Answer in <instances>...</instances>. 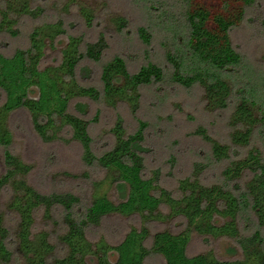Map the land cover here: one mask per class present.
Segmentation results:
<instances>
[{"label":"trees","instance_id":"obj_1","mask_svg":"<svg viewBox=\"0 0 264 264\" xmlns=\"http://www.w3.org/2000/svg\"><path fill=\"white\" fill-rule=\"evenodd\" d=\"M237 1L241 5L233 18H212L214 31L207 27L209 12L202 7L192 8L190 0L153 1L146 11L154 9L153 23L163 29L164 35L171 36L164 54L169 72L149 62L130 73L126 61L116 56L101 67L100 89L84 85L79 78L90 76L89 68L82 65L84 61H100L108 47L104 36L82 45L81 37L67 34L61 19L33 28L27 48L16 49L10 56L0 52V148L4 167L0 192L10 195L6 214L16 218L11 231L5 214L0 213V264L13 260H22L23 264H144L152 254L161 256L166 264H264V155L250 148L238 156V150L250 146L259 123L264 125V116L256 117L262 108L250 93L251 88H256L254 74L245 68L241 54L230 41V31L256 0ZM42 13V8L31 7L28 0H0V37H15L21 17L34 19ZM80 15L90 27L92 14L81 8ZM114 25L122 32L127 20L115 18ZM137 33L144 44L150 43L146 28L140 27ZM64 36L66 44L58 62L44 66L46 52L54 50L56 40ZM166 79L187 89L200 87L211 112L232 107L227 123L228 143L214 139L203 127L194 131L208 144L209 152L193 164L189 176L178 181L176 196L160 187L158 170L148 177L144 173L145 122L139 121L129 134L117 114L109 130L111 146L96 154L89 134L90 122L79 114L83 107L77 102L87 99L112 109L126 104L135 115L141 89L161 85ZM31 88L37 89L36 98L30 97ZM18 111L26 112L33 131L45 143L56 140L60 133L70 134L81 148L83 163L105 170V179L122 193L121 201L115 204L104 194H96L83 207L79 198L70 193L42 194L31 186L27 180L31 167L10 150L13 137L9 120ZM223 162L215 182L207 183L205 171ZM162 208L171 218L185 221L184 231L150 233L149 225L165 216ZM40 210L45 221L57 226L55 245L49 232L33 233L34 216ZM110 215L138 217L141 225L132 227L114 246L103 238L91 242L88 231L98 228ZM215 218L223 223H217ZM240 223L247 231L244 234ZM191 233L232 239L242 258L219 260L211 252L188 256ZM110 252L117 255L113 263L108 259Z\"/></svg>","mask_w":264,"mask_h":264},{"label":"rangeland","instance_id":"obj_2","mask_svg":"<svg viewBox=\"0 0 264 264\" xmlns=\"http://www.w3.org/2000/svg\"><path fill=\"white\" fill-rule=\"evenodd\" d=\"M31 7L43 9L42 15L37 18L23 16L16 25L17 35L0 37V52L10 56L16 49L28 47V37L32 29L49 22L61 19L68 35L79 36L83 44L92 43L99 35H103L107 42L99 62L84 61L82 65L90 70V76L79 80L84 85H93L101 88L100 71L103 64L113 57H122L130 73H135L142 65L157 64L167 73L164 54L165 45L169 44L171 36L164 35L158 24L153 23L154 9H149L150 3L169 2L170 0H28ZM191 7H202L209 14L207 27L215 30L212 18L221 15L224 18H233L238 13L241 3L237 0H190ZM87 9L93 16V23L85 25L80 15V9ZM127 20V28L119 32L115 25V18ZM242 21L230 31V41L233 48L241 54L245 68L254 74L256 88L250 90L252 98L261 105L260 115L264 116V0H256L249 7ZM144 27L151 35L148 45L144 44L138 36L137 30ZM66 44V36L60 37L54 44V50H48L45 55L44 66L56 64L59 52ZM161 85L147 86L141 89L139 109L135 115L129 111L126 104H120L116 109L108 108L101 102H92L81 99L83 113H79L90 122L89 134L92 139L93 150L96 154L106 151L112 144L109 134L116 115H120L127 130L133 133L138 122L146 123L144 130L145 140L143 146L147 149L144 155V173L148 177L152 171L160 173L159 185L178 195V181L191 174L192 166L203 159L209 152V146L199 136L194 135L198 127H203L209 135L219 142L228 143V119L232 111L229 107L224 111L211 112L207 109L203 91L198 86L189 89L165 80ZM253 86L252 84L250 85ZM36 88H31L30 97L36 98ZM3 97L0 96V104ZM235 103V101H234ZM73 109V108H72ZM78 114V112H77ZM259 127V128H258ZM258 129L251 138L250 146L238 150V156L245 155L250 148L259 150L264 155V125ZM9 128L12 133L11 152L18 156L24 164L31 167L27 177L28 183L42 194L70 193L79 198L83 207L89 205L92 195L104 194L111 202L117 204L122 199V193L105 179L107 172L95 165L87 166L81 159L79 144L70 139V134H61L56 140L45 143L33 131L29 116L24 111H18L10 116ZM263 133H260V132ZM232 156V155H231ZM237 156H232L235 158ZM223 164L215 165L213 170H206L204 179L207 183H214L215 176L219 175ZM3 156L0 148V175L3 173ZM242 182H244L242 180ZM95 184H98L96 186ZM10 195L0 192V213H4L6 224L11 231L16 225L14 215H7V204ZM165 216L162 221L149 225L150 233L168 231L178 234L184 231L186 223L180 218H171L166 215L167 209L162 208ZM217 223L223 220L215 218ZM138 217H124L110 215L105 218L98 228L88 231L87 238L96 242L103 238L109 245L118 244L132 227H140ZM34 234L47 231L51 236V243L57 226L53 222L44 220L43 211L34 216ZM242 233H246L244 224L239 225ZM150 245V240L146 242ZM211 252L219 260H237L242 253L232 239L200 236L191 233L187 246V255L193 256ZM117 255L110 252L108 259L115 262ZM10 264H23L22 260H13ZM144 264H166L161 256L150 255Z\"/></svg>","mask_w":264,"mask_h":264}]
</instances>
